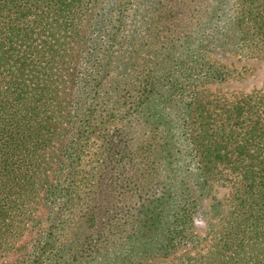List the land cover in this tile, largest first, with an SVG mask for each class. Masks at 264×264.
I'll return each instance as SVG.
<instances>
[{"label":"trees","instance_id":"1","mask_svg":"<svg viewBox=\"0 0 264 264\" xmlns=\"http://www.w3.org/2000/svg\"><path fill=\"white\" fill-rule=\"evenodd\" d=\"M263 57L264 0H0V260L152 264L202 211L190 264H264V87L217 89Z\"/></svg>","mask_w":264,"mask_h":264},{"label":"rangeland","instance_id":"2","mask_svg":"<svg viewBox=\"0 0 264 264\" xmlns=\"http://www.w3.org/2000/svg\"><path fill=\"white\" fill-rule=\"evenodd\" d=\"M235 58H230L228 60L232 61ZM238 63V61H236ZM239 65H244L248 69L247 75L241 79H229L228 83H225L221 86H218V91L221 92H250L253 89H259L264 87V57L261 59H248L245 61H239ZM215 195L217 198H221L224 206L227 203V195L230 192V189L226 186H216ZM208 200H205L203 203L202 209H206L208 207ZM42 214L43 210L38 211V214ZM206 214V213H204ZM202 211H199L195 217V230L196 234L201 238L198 244L195 246H183L176 250L174 254L163 259L154 260L152 264H190V259L193 257H198L200 254L206 252L208 248H210L209 238L210 235L206 236L208 220L210 219L209 214L204 215ZM32 234L30 232H26L18 241V248H28L31 242ZM19 252H12L8 254L6 257L0 260V264H10L14 258L19 255Z\"/></svg>","mask_w":264,"mask_h":264}]
</instances>
